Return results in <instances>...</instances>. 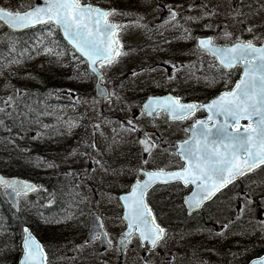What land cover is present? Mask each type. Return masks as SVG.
Masks as SVG:
<instances>
[{"label": "rangeland", "instance_id": "374dc122", "mask_svg": "<svg viewBox=\"0 0 264 264\" xmlns=\"http://www.w3.org/2000/svg\"><path fill=\"white\" fill-rule=\"evenodd\" d=\"M34 1L3 0V4L12 8L19 5L27 8ZM83 2L110 7L124 13L123 16L109 17L110 21L124 22L125 28L117 33L122 55L113 64L101 68L105 73L103 82L110 87L111 96L103 101L95 95L94 77L86 71L84 63L78 61L65 46L61 45L62 50L59 48L55 26L33 31L25 38L28 47L21 51L17 49L20 46L18 39L11 41L5 38L11 45L9 53L12 54L4 63L0 61V108L4 109L0 111V139L11 126L18 128L21 133L28 132V135L21 138V143L16 145L3 144L5 139L0 142V169L5 173L11 169L25 171L28 173L27 177L37 178L39 181L47 176L48 172H52L54 167L56 180L60 179L66 183L65 188L60 187L57 191V194L62 196L59 208L55 210L59 211L57 213L38 209L37 203L32 204V201H25V198L21 197L22 203L25 202L23 209L30 214L28 218L35 220L38 234L52 247L53 264H101L102 261L117 264L118 252L114 248L103 252L100 251L98 241L86 242L90 213L96 211L100 214L112 241L115 242L124 229L122 207L118 203L117 195L129 189L131 182L139 175L136 171L139 167L168 168L177 165L178 161L171 153L172 144L177 138L185 136L184 127L191 123H172L162 115L155 119L146 117L141 112V101L147 94L162 93L166 90H173L185 97L201 98L221 88L230 89L238 78L239 71L232 70L225 74L214 68V59L198 50L196 36L211 33L219 43H231L235 40L262 42L264 0ZM185 4L189 6L185 7ZM170 7L180 14L177 19L160 20ZM208 12H211V15H207ZM141 17V23L146 27H137L130 23ZM177 24L187 28L194 39H184L185 33L181 27L176 26ZM249 27L253 28L254 32L245 30ZM225 30L232 34L231 39L224 37ZM171 35L175 36L171 38L175 42L157 43L162 40L158 38ZM254 35L261 39H254ZM152 41L156 42L150 43ZM35 51L36 54L28 56ZM204 57L209 60L208 64L211 66L205 70L200 67ZM189 63L191 64L184 68ZM170 64L181 67L176 71L169 67ZM170 75L174 76V79L170 80ZM155 78L157 81H153ZM46 79H52L54 83L47 86V89L52 90L48 91L44 100L52 99V92L60 89L61 99L68 102L48 104L38 100L32 103L26 98L22 101L29 91L42 87V82ZM5 95L16 99L17 105H22V110L11 107L10 112H6L7 105L4 101L8 96ZM9 115L14 120L8 121ZM4 119L7 120L6 125L2 123ZM87 120L90 124L85 126ZM129 120L133 121L136 131H128L131 127L127 124ZM96 122L100 124L97 131L94 130ZM83 130H88L91 134H83ZM140 131L146 132L145 134L158 145L145 158L138 141ZM92 144H95L96 148L91 147ZM145 159L147 164L143 163ZM97 160L101 163L97 164ZM256 177H259V174L252 179ZM259 186L260 182L252 181V188ZM165 196L171 202L168 206L165 205L166 207L158 203L156 194H152V200L162 221L173 231L200 220L201 216L198 215L194 221L185 220L182 198L175 192L170 194L169 189H166ZM223 209L220 210L217 204L209 205L203 211L204 219L225 215L227 209ZM25 211L22 217L27 218ZM254 211L251 210L248 214L253 215ZM215 221L221 222L222 217L215 218ZM199 226V222L194 225L201 229ZM184 232L188 236L181 239L169 234L154 255L153 263H157L161 252L165 254L168 250L183 264L240 262L238 259L231 260L227 253L222 254L214 248L211 244L212 237L208 243H204L197 237L202 235V232ZM14 233V230H3L0 216V264H16L18 261L15 254H20L21 249L16 238L14 239ZM260 241L253 236L248 242L256 247ZM3 242L11 246L8 248L10 252H5ZM137 246V239L133 238L126 249L123 264H150L149 257L138 250ZM169 259L170 257L164 255L165 261Z\"/></svg>", "mask_w": 264, "mask_h": 264}, {"label": "snow or ice", "instance_id": "6c2138e0", "mask_svg": "<svg viewBox=\"0 0 264 264\" xmlns=\"http://www.w3.org/2000/svg\"><path fill=\"white\" fill-rule=\"evenodd\" d=\"M43 3L45 5L43 7L25 8L24 5H19L12 8L0 0V25H6L10 29H25L36 24L59 26L75 50L86 57L93 66V72L99 71L95 67L98 62L99 68H103L116 62L122 55L117 33L125 28V25L110 23L109 17L123 16V12L116 9H101L83 0H43ZM168 12L174 21L180 15L171 7ZM207 15H211V12ZM142 19L141 17L130 23L137 27H146L141 23ZM176 26L183 29L184 39H194L183 25ZM245 30L254 32L251 27ZM223 35L226 39H231L232 36L226 30ZM254 39L260 40L261 37L254 35ZM196 43L198 50L210 52L218 60V64L213 65L214 68L226 74L237 65H241L242 77L231 90L223 92L208 104H184L180 99L168 96L162 99L150 98L143 105L146 115L153 116L154 113L162 111L173 120L186 119L201 109L211 114L207 120L194 121L192 127L195 130L191 139L178 145V154L184 159L180 170L160 168L155 171H144L143 166L136 170L146 179L143 181L137 179L131 186L129 194L119 198L127 211L124 220L127 221L128 229L125 239L120 241L121 244L130 242L134 232H138L140 241L146 242L152 249L165 239V229L155 223V217L145 203L147 189L153 183L176 181L182 182L185 186L194 185L196 191L192 193L187 203L190 208L196 209L223 187L264 166V44L257 47L252 40H237L231 46L216 47L210 38H200ZM169 67L179 71L181 66L170 64ZM168 78L171 80L174 76L170 75ZM4 103L10 105L11 98ZM0 111L4 109L0 108ZM220 117L223 118L222 121L218 119ZM241 121L248 123L245 125ZM127 124L131 126L128 131L137 130L132 120L127 121ZM139 143L143 152L149 155L158 147L147 134ZM91 147L96 148V145L92 144ZM96 163L101 162L97 160ZM143 163L147 164V159ZM0 185L13 187L17 194L28 190L35 191L31 184L8 181L3 177H0ZM247 199L245 198L246 201ZM240 211L243 212V208ZM58 222L60 221H46ZM23 231V256L19 264H48L44 246L28 228H24ZM99 235L98 233L94 236V239H98ZM103 235L107 238L106 232ZM107 243L111 245L112 241L107 240ZM250 264H264V257L253 260Z\"/></svg>", "mask_w": 264, "mask_h": 264}, {"label": "water", "instance_id": "95a60500", "mask_svg": "<svg viewBox=\"0 0 264 264\" xmlns=\"http://www.w3.org/2000/svg\"><path fill=\"white\" fill-rule=\"evenodd\" d=\"M34 6H41V7H43V6H45L44 5V3H43V0L42 1H39V2H36L35 4H34ZM39 24H36V25H33V26H30V27H28V28H25V29H13V30H15V31H22V30H26V29H29V28H33V27H36V26H38ZM61 32H62V34H63V36H64V38L68 41V43L73 47V44L72 43H70L69 42V40L65 37V35H64V31H63V29L61 28ZM203 38H210V39H212V37H203ZM200 39V38H199ZM216 47H225V46H217V45H215ZM74 48V47H73ZM75 49V48H74ZM78 54H80L79 52H77ZM81 55V54H80ZM85 59H87L86 57H84ZM99 63V62H98ZM98 63H97V65L95 66V67H97L98 69H99V67H98ZM88 67H89V69L92 71V65L90 64V62H88ZM93 72V71H92ZM96 76H97V83H96V94L99 96V97H101V99H106L108 96H109V89H108V87L106 86V85H102L101 84V79L103 78V74L100 72V70L98 71V72H93ZM241 77H242V75H241ZM241 79V78H240ZM239 79V80H240ZM238 80V81H239ZM166 97H168V95H166V96H163V97H150V98H158V99H162V98H166ZM149 98V99H150ZM218 98V97H217ZM148 99V100H149ZM216 99V98H215ZM147 100V101H148ZM146 101V102H147ZM145 102V103H146ZM154 115V114H153ZM172 119V118H171ZM195 129H191V132H193ZM192 137V136H191ZM191 139V138H190ZM182 144V143H181ZM178 152H179V149H178ZM0 177H3L5 180H8V181H12V180H15V181H19V182H21V183H27V184H31V185H33L34 187H35V190L38 188V186L35 184V182L34 181H31V180H27V179H25V178H21V177H17V176H6V175H4V174H2L1 172H0ZM145 179H146V177H145ZM144 179V180H145ZM157 182H160V181H157ZM157 182H155V183H157ZM155 183H153L152 185H154ZM151 185V186H152ZM1 186H3L4 187V194H5V196H6V198L8 199V201L15 207V208H18V204H19V200H18V195L19 194H17L14 190H13V187H9V186H6V185H1ZM150 186V187H151ZM149 187V188H150ZM195 187V186H194ZM149 188L147 189V191L149 190ZM194 191H196V188H194L193 189V191L189 194V195H187L186 196V199H185V203L187 204V207H188V209H189V213H191V212H193V211H195V210H198L199 208H196V209H193V208H190L189 207V205H188V203H187V201L189 200V198L191 197V195H192V193L194 192ZM33 191L32 190H28L27 192H24V193H32ZM20 194H23V193H20ZM127 194H129V193H127ZM127 194H122L121 196H124V195H127ZM120 196V197H121ZM127 214V211H126V209H125V211H124V216ZM124 216H123V218H124ZM127 222V221H126ZM101 225H102V223H101V220L99 219V217H98V215L97 214H93L92 215V217H91V226H90V231H89V237H88V239L89 240H91V239H94V236H96L98 233L101 235L100 236V238H101V241H102V244H103V246H105V247H108L109 246V244L107 243V238H105V236L103 235V233H105L104 231H103V226L101 227ZM128 231V229L126 230V232ZM123 239H125V236H122L121 238H120V241L121 240H123ZM125 244H126V242L125 243H123V244H121L120 243V245H119V247H120V249L121 250H123V247L125 246Z\"/></svg>", "mask_w": 264, "mask_h": 264}, {"label": "trees", "instance_id": "16d2710c", "mask_svg": "<svg viewBox=\"0 0 264 264\" xmlns=\"http://www.w3.org/2000/svg\"><path fill=\"white\" fill-rule=\"evenodd\" d=\"M27 36H28V34L22 35L21 38L18 37V40L22 44H24V41H22L20 39H25ZM58 37L61 39V37L59 35H58ZM11 41H15V39H11ZM10 47H11V45L9 44L8 41L1 43L0 44V56H2V57L7 56V54L9 53ZM74 56L77 60H79V58L76 55H74ZM51 74L53 75V72H51ZM42 83H43L42 84L43 88L40 91H39V89L41 87H37L34 90H31L29 93H36V95L27 96V100H30V102L34 103L36 100L41 98L42 95L45 93V91H46L45 88H47V86L49 84H52L54 82L52 79H46ZM6 124H7V121H6ZM9 130L10 131L12 130L15 134H20V130H18V128H16V127L11 126V128ZM21 134L27 136L28 132L27 133L22 132ZM2 139L3 138L0 139V142L2 141ZM3 144H5V143H3ZM8 173L19 174V175H23V176L28 175V173L25 171L19 172V171H14L12 169L9 170ZM0 216L2 219L3 230L7 231V232H10V230H12V229L15 230V233L13 235L14 239L16 238L17 241H19V239L21 238L22 226H23V224H27V222L30 221V218L21 217L20 213L15 212V210H13V208L6 202L1 188H0ZM32 221L34 222V220H32ZM200 224L203 225L202 223H200ZM4 250H5V252H10V249L8 250L7 247H5ZM15 257L16 258L18 257L17 253L15 254Z\"/></svg>", "mask_w": 264, "mask_h": 264}, {"label": "flooded vegetation", "instance_id": "af4514ba", "mask_svg": "<svg viewBox=\"0 0 264 264\" xmlns=\"http://www.w3.org/2000/svg\"><path fill=\"white\" fill-rule=\"evenodd\" d=\"M251 181L246 179V180H241L236 184L231 185L228 187L226 190H224L221 194H219L216 199L213 201V204H217L220 206V210H224L223 207H226L228 214H233L234 213V202H235V196L238 195V193L241 194V198L239 199V203L241 204L242 202L246 203L247 201H251V195L247 194V186H250ZM236 187H239L238 189ZM247 194V195H246ZM245 198H248L247 201ZM218 208V207H217ZM214 210V209H213ZM262 226L264 227V220L262 222ZM239 234V233H238ZM253 237L252 234H248L244 237L245 242L249 243L248 241L250 238ZM258 240H261L258 245H256V248L260 251H264V232L259 236ZM252 251V245L249 244L246 252L248 255H251Z\"/></svg>", "mask_w": 264, "mask_h": 264}, {"label": "bare ground", "instance_id": "6f19581e", "mask_svg": "<svg viewBox=\"0 0 264 264\" xmlns=\"http://www.w3.org/2000/svg\"><path fill=\"white\" fill-rule=\"evenodd\" d=\"M151 43H154L153 41L151 42ZM52 182H54V183H52ZM50 184L53 186V187H56L57 185H58V183H56L53 179H50ZM33 219H30V221H32ZM34 222H35V220H34ZM199 222V227L202 229L203 228V225H201L200 223H202V220L200 221H198ZM198 222H192L191 223V225H183V226H181V227H179V229L176 231V238L177 239H181V238H183V237H185V236H188L184 231H187V232H189V233H194V231H198V230H200V229H197L196 227H194V225H198ZM203 224V223H202ZM24 225V224H23ZM22 228H23V226H22ZM181 228V229H180ZM179 230H182L181 232H179ZM41 241L45 244V246H46V248H47V252H48V255H49V258H50V260H51V262H52V264H53V257H54V253H53V250H52V247L50 246V244L48 243V242H46L43 238H41ZM161 256H164V255H172V253H170V251L168 250V252L167 253H165V254H162V252H161V254H160Z\"/></svg>", "mask_w": 264, "mask_h": 264}]
</instances>
